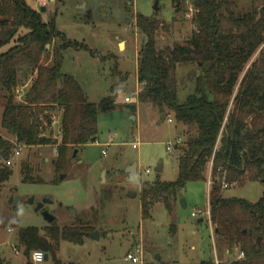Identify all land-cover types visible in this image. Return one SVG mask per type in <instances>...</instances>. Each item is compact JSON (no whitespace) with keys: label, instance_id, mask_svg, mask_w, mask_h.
<instances>
[{"label":"rangeland","instance_id":"374dc122","mask_svg":"<svg viewBox=\"0 0 264 264\" xmlns=\"http://www.w3.org/2000/svg\"><path fill=\"white\" fill-rule=\"evenodd\" d=\"M27 1L42 13L45 21L54 20L57 29L68 39L85 43L94 51L95 55H91L86 50L66 49L61 70L79 82L88 101L100 105L98 134L95 142L78 147L75 158L71 157L75 148L70 147L71 158L62 169H56L53 162L58 157L57 145L61 143L56 137L58 123L51 127L50 133L57 144L23 146L19 155L11 150L12 174L0 184L3 264H131L124 257L139 244L145 261L152 264H199L208 259L215 264H230L236 260L241 254L239 246L229 251L227 243L216 236L214 225L205 213L210 211L211 167L206 181L189 182L179 191L172 212L160 201L150 207L149 216L142 213L141 188L145 182L177 179L178 150L167 149V145L174 146L185 139V126L174 120L173 113L161 121L154 105L137 100L141 88L136 77L137 58L144 37L136 26V16L139 13L154 16L162 22L164 26L157 31V45L164 48L184 43L191 36L195 30L194 8L184 1L177 10L174 0H49L46 10L41 11L38 0ZM232 1L236 4L235 11L240 13L258 11L264 6V0ZM156 2L158 9H154ZM60 44L61 39L57 38L53 45H46L50 50L48 57ZM263 46L264 43L248 58L235 91L246 70L260 58ZM8 47L3 46L0 52ZM193 67L185 64L177 69L181 102L192 92L188 74ZM4 101V93L0 92V122ZM109 101L114 103L106 108ZM133 103L139 104L134 120L126 110ZM169 117L173 118L172 122L168 121ZM4 159L0 155V164L6 165ZM133 162H137L138 179L128 181L125 170ZM24 164L30 166L29 173L35 182L23 181ZM263 192L264 183L260 181L221 185L224 197L250 202H257ZM46 197L52 199V203L44 206L54 215L52 222L41 211H35L36 203ZM181 197H185V206L179 202ZM31 198L34 203L29 202ZM192 212L197 215L193 216ZM28 226L38 227L42 232L45 227L58 229L60 233L75 231L82 243L59 239L55 259L48 254L44 261L34 263L31 252L26 256L24 246L19 243V229ZM94 230H98L99 239L87 234Z\"/></svg>","mask_w":264,"mask_h":264},{"label":"trees","instance_id":"16d2710c","mask_svg":"<svg viewBox=\"0 0 264 264\" xmlns=\"http://www.w3.org/2000/svg\"><path fill=\"white\" fill-rule=\"evenodd\" d=\"M184 1L195 10V30L184 43L158 48L157 31L164 26L162 22L140 13L135 20L144 37L137 58L141 85L137 100L154 105L166 117L173 113L174 120L185 126V139L176 146L177 179L145 182L142 213L149 216L150 207L160 201L172 212L179 191L189 182L206 181L211 167L210 221L229 251L238 245L244 254L230 264H264V192L257 202L221 193L223 183H264V46L235 91L248 58L264 43V6L240 13L232 0H174L177 10ZM57 38L61 44L48 57L46 45H53ZM6 45L7 50L0 52V92L5 97L0 155L7 159L15 143L26 147L57 144L50 133L53 118L59 115L62 136L53 162L56 169H62L73 157H69L70 147L97 140L100 109L88 101L72 75L62 72L63 52L74 48L95 53L85 43L68 39L54 20L45 21L27 0H0V48ZM185 64L194 65L188 74L192 92L181 102L177 69ZM20 86L21 96L17 92ZM29 172L30 166L24 164L23 181L35 182ZM11 174L10 166L1 163L0 184ZM258 237L262 243L257 244ZM59 239L82 243L75 231L60 233L45 227L42 232L35 226L19 229L26 256L42 250L55 259ZM199 264L215 262L208 259Z\"/></svg>","mask_w":264,"mask_h":264},{"label":"built area","instance_id":"2783aa9c","mask_svg":"<svg viewBox=\"0 0 264 264\" xmlns=\"http://www.w3.org/2000/svg\"><path fill=\"white\" fill-rule=\"evenodd\" d=\"M38 2H39L40 5L46 6L48 4L49 0H38ZM21 90H22V88L21 89L20 88H17V92L19 93L20 96H21V93H22ZM125 101L129 102L130 101V98L129 97H125ZM168 121L169 122H172L173 121V118L172 117H169L168 118ZM56 123L59 124V128L57 130L56 137H57V139H61L62 129H61V121H60L59 115L54 116L52 126H54ZM136 146H137L136 144H133V147H136ZM176 146H177V144H174V146H173V144L169 143L167 145V149H172L173 147L176 148ZM22 148H23V145L18 144V143H15V146H14V155H19L20 154V151L22 150ZM102 153L105 154V151L103 150ZM4 162L8 166L11 165L12 164L11 157H8L7 159H5ZM146 171L148 172L149 169H146ZM224 186L226 187L227 184L224 183ZM205 213H208V215L210 217V211L209 210L205 211ZM192 215L193 216H196L197 214L195 212H192ZM243 257H244V254L241 252V254L238 256L237 259L243 258ZM31 259H32V261L34 263L42 262L45 259V253L42 250H34L31 253ZM124 260H125V262L131 263V264H152L150 262H146L145 261V258H144V250H143L142 245H140V244L137 245V246H135L131 252H128L126 254V256L124 257ZM216 262H218L217 259H216Z\"/></svg>","mask_w":264,"mask_h":264},{"label":"water","instance_id":"95a60500","mask_svg":"<svg viewBox=\"0 0 264 264\" xmlns=\"http://www.w3.org/2000/svg\"><path fill=\"white\" fill-rule=\"evenodd\" d=\"M154 9H158V6H157V2L155 3L154 5ZM46 10V7L45 6H42L41 7V11H45ZM49 46V45H47ZM119 46L121 47L122 46V41H119ZM112 102V101H111ZM112 105H109L107 106L106 108H111ZM126 110L128 113H130V118L132 120L135 119V115H134V112L136 111V104L133 103V104H128L127 107H126ZM166 118V114L165 113H162L161 114V121H164ZM77 153H78V148H75L74 151H73V158H75L77 156ZM162 169V165L159 164V166L157 167V170L160 171ZM125 173L127 174V180L128 181H136L138 179V166H137V162H133L131 163L130 165H128L127 169L125 170ZM104 174H105V171H103V178H104ZM61 177L63 178L64 177V174L61 175ZM30 203H34V199L31 198L29 200ZM180 204L182 206H185L186 205V200H185V197H181L180 200H179ZM47 203H52V199L50 198H43L41 201H38L36 203V206H35V211H41L43 216L45 217V219L48 221V222H52L55 217L54 215H52L49 210L47 208H45V204ZM199 221H203V218H200ZM245 232V231H244ZM92 239H99V232L98 230H94L92 232H89L87 233ZM260 239L261 237H258L256 242L257 244L260 243ZM48 258V255L45 254V259ZM158 258V256H157Z\"/></svg>","mask_w":264,"mask_h":264},{"label":"crops","instance_id":"0c3cea01","mask_svg":"<svg viewBox=\"0 0 264 264\" xmlns=\"http://www.w3.org/2000/svg\"><path fill=\"white\" fill-rule=\"evenodd\" d=\"M35 9H37V8H35ZM37 10H38V9H37ZM136 77H137V69H136ZM137 80H138V79H137ZM129 102H130V101H129ZM139 103H140V102H139ZM109 105H113L112 102H111ZM138 105H139V104L137 103V104H136V109L138 108ZM237 258H238V257H237ZM239 259H241V258H239Z\"/></svg>","mask_w":264,"mask_h":264}]
</instances>
